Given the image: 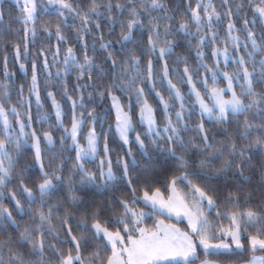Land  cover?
<instances>
[{
	"label": "snow or ice",
	"instance_id": "1",
	"mask_svg": "<svg viewBox=\"0 0 264 264\" xmlns=\"http://www.w3.org/2000/svg\"><path fill=\"white\" fill-rule=\"evenodd\" d=\"M0 52V264H264V0H0Z\"/></svg>",
	"mask_w": 264,
	"mask_h": 264
},
{
	"label": "trees",
	"instance_id": "2",
	"mask_svg": "<svg viewBox=\"0 0 264 264\" xmlns=\"http://www.w3.org/2000/svg\"><path fill=\"white\" fill-rule=\"evenodd\" d=\"M173 2H175V3H179L180 0H169L170 5H171ZM185 2H187V0H185ZM245 2L247 3V0H245ZM191 3H192V6L195 7L196 0H191ZM216 3H217V7L219 8V0H216ZM9 6L12 7V10H13V16H15V15H16L15 6H14V5H9ZM6 10H7V7H6ZM246 10H247V9H246ZM247 14H248V17H249V18L252 17V12H251L250 10H247ZM5 19H6V20L8 19L7 15L5 16ZM56 19H57V18H56L55 16L49 17V16H46V15H45V16H42V17H41L40 23H45V22H48V21H51L52 23H55V22H56ZM77 23H78V22H77ZM13 27H19V25L16 24L15 21H13ZM237 27H239V23L237 24ZM257 30H258V28H257ZM102 32H103V35H104V37H105V40H109V39H111V40L115 41V40H118V39H119V32H120L119 25H117L115 32H113V33H111V34L109 33V30H108L107 26H105V27L102 29ZM98 34H99V33H97V35H98ZM21 35H22V33H21ZM220 35L223 36V35H224V32L222 31V32L220 33ZM72 39H73V40L75 39V34H74V33H72ZM87 39H88V41H89V53H88V54L91 56V55L93 54L92 51H91L92 37H88ZM52 43H53V45L55 44V39H54V38H53ZM99 44H100V41H99V40H96L97 48L99 47ZM38 46H39V42H38V44H37V47H38ZM73 47H77V46H76L75 44H73ZM129 47H131V45H129ZM7 51H8V53H9L8 67H9V70H10L11 72H13V73L16 74V75L13 77V79H15V81H16V86L19 87L20 84H22V83L25 82V79H26L27 81L30 82V80H31V70H30V65H29V67H28V76L25 78V77L23 76V74L20 72V69H19V63L15 62V60H14L12 54H11V48H9ZM177 51L180 52L181 50H180V49H177ZM209 52H210V49H209ZM77 54H78V55H82V49L77 48ZM62 56H63V51L61 52V57H62ZM21 62H24V61H21ZM25 63H26V62H25ZM57 66H62V65H57ZM55 70H56V68L53 67V68H52V71L55 72ZM2 71H3V53L0 52V74H2ZM74 77H75V74H73L72 78L69 79V86H70V87H71V85L75 82ZM118 94H119V93H118ZM25 95H27V84H25ZM42 96H43V92H42ZM58 98H59V97H58ZM123 102H124V103H127L126 99L123 100ZM13 103H15V93H13ZM108 103H110V102H109V101H105V104H108ZM49 105H50V102H48V103L45 104V109H46V110L49 109ZM32 111H33V113L35 114V111H36V110H35V104H34V102H33V108H32ZM69 118H70V113H69ZM67 122H68V119H66V123H67ZM34 126H35V127H38V125H35V123H34ZM45 127H46V126H45ZM105 127H107V124L105 125ZM85 131H86V130H85ZM54 135L58 137V136H59V133H54ZM116 143H118V141L114 142L111 146H112V147H115ZM57 147H59V145H57ZM134 150H135V148H134ZM121 154H122V153H121ZM73 155H74V153H73ZM26 157H27V159L30 160V159H31V153L26 154ZM113 160L115 161V155L113 156ZM70 163H71V162H70ZM21 166H22V165H21ZM67 174H68V173L66 172V175H67ZM254 202H255V201H254ZM4 203H5V206H7V207H9V208L12 207V205L9 203V201L5 200ZM14 215H15V212H14ZM213 218H214V217H213ZM27 219H28V218L25 217V220H27ZM168 222L176 223L175 220L168 221ZM147 223H148V224H151L152 221H148ZM223 224H224V226H227L228 221H227L226 219H223ZM178 226L181 227V228H183V227H184V224H180V225H178ZM6 236H7L6 233H2V232H0V239H5ZM67 247H68V246L65 245V248H67ZM90 250H91V249H86V251H90ZM257 254H259V253H257Z\"/></svg>",
	"mask_w": 264,
	"mask_h": 264
},
{
	"label": "rangeland",
	"instance_id": "3",
	"mask_svg": "<svg viewBox=\"0 0 264 264\" xmlns=\"http://www.w3.org/2000/svg\"><path fill=\"white\" fill-rule=\"evenodd\" d=\"M259 255V254H258Z\"/></svg>",
	"mask_w": 264,
	"mask_h": 264
}]
</instances>
